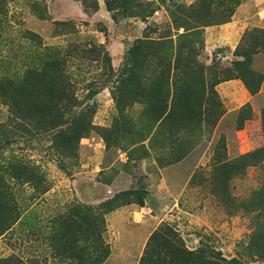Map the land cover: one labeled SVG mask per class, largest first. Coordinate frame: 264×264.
<instances>
[{"label": "rangeland", "instance_id": "1", "mask_svg": "<svg viewBox=\"0 0 264 264\" xmlns=\"http://www.w3.org/2000/svg\"><path fill=\"white\" fill-rule=\"evenodd\" d=\"M122 4L112 0L107 8L104 0H0V77L16 75L15 90L0 97V226L7 227L0 234V258L70 264L68 251L61 254L59 245L68 242L83 256L89 241L84 218L90 213L96 214L92 221L101 226L109 251L101 264H139L151 233L160 226L172 229L165 233L169 246L179 240L187 249L203 244L241 264H263L251 259L245 246L264 223V213L248 203L264 181V167L248 165L238 172L225 164L264 144V27L245 29L232 49L228 43L204 45L205 28L230 19L203 26L198 56L209 67L204 74L209 80L215 71L233 69L232 62L241 60L233 53L237 45L246 47L258 37V45L247 46L256 48L250 68L263 76L256 94L246 88L245 98L232 89L225 94L230 91L217 88L220 81L214 89L222 112L212 128L205 121L201 126L194 121L158 125L153 121L157 86H148L147 78L139 86L120 82L129 48L143 37L175 39L172 17L178 7L192 6L193 12L220 20L238 4ZM50 62L48 69L58 70L60 77L30 76L36 95H50L49 86L50 93L57 91L56 108L48 114L47 102L23 93L21 86L30 84L26 70L36 72ZM245 103L247 118L238 127V110ZM81 112L86 113L84 122L74 126ZM136 191L144 192L142 205L135 202ZM117 196L120 205L101 214L98 205Z\"/></svg>", "mask_w": 264, "mask_h": 264}, {"label": "trees", "instance_id": "2", "mask_svg": "<svg viewBox=\"0 0 264 264\" xmlns=\"http://www.w3.org/2000/svg\"><path fill=\"white\" fill-rule=\"evenodd\" d=\"M122 1L124 4L125 0ZM104 2L106 7L109 8L112 0H104ZM238 3L239 0H234V6ZM95 6H97V3ZM192 10V6L187 8L181 6L176 9L178 13L172 17L173 28L176 29L175 39L165 38L166 40L156 39L155 41L146 37L137 39L129 48L125 64L121 68L120 76L122 77L120 82L124 85L132 83L134 86H139L142 79L147 78L150 80L148 86H157L159 91L158 106L153 121L158 122V125L166 122L170 126H178L187 123V121H194L201 126L203 121H205L207 127L212 128L222 112L220 109L221 102L214 89L215 84L220 81L237 78L242 81L241 83L251 95L256 94L260 88L263 76L250 68L251 54L256 49L252 48L251 50L250 47L259 44L258 37H254L253 41L255 43L248 41L249 45L247 46H250L249 48L247 46V48H239V45L235 47L233 53L241 57V60L232 62L233 69L227 68L226 71L217 74L215 71L209 80H205L204 74L206 68L209 67H206L198 58L203 48L202 28L206 25L228 21L234 9L231 8L228 15L220 20L209 19L205 16L208 14L207 12L199 14ZM141 17H145V14ZM180 28H182V31L179 32ZM168 41H171L169 46L166 45ZM143 46H146L149 51H144ZM167 47L172 48L169 54L163 51ZM51 64L53 63L50 62L47 66L44 65L36 72L26 70L25 76L28 75L30 84L27 88L24 87L26 84L21 86L23 93L37 97L42 102L44 100L47 102V105H44V109L48 114L56 108L52 102L56 103L58 101V99L53 97L57 91L54 89L50 93L52 88L49 86L47 92L50 95L45 98L40 97L41 95H36L35 89L37 88L34 87L33 89L34 77L30 76L44 74L45 76L60 77L61 72L59 73L58 70L53 68L48 69ZM15 76L4 75V77H0V97H8L6 95L7 90H10V88L14 89L16 82L13 78ZM3 86L7 89L3 90ZM169 97L170 101L168 102ZM10 98L15 101L13 96H10ZM153 102L155 101H150V105H153ZM248 108V103L239 108L238 127H241L243 120L247 118L244 113L249 110ZM85 115V112H81L80 115L74 117V126L81 127L84 122L82 116L84 117ZM257 164L264 167V144L242 153L239 157H236L235 161H230L225 166L231 170L235 165L238 172H240V170L244 171L248 165ZM134 196L136 197L135 202L138 205H142L144 192L136 191ZM120 200L121 198L118 196L113 198V200H106L98 205V209L101 210V214L106 213L120 205ZM248 203L249 206L252 205L254 207L253 209H259V211L264 213V181L253 192V196ZM100 212L99 218L102 219ZM94 219H97L96 214L90 213L86 214L84 218L86 224L83 232L85 239L87 240V237H89V241L83 248V256H77V252H74L70 245L66 246L68 242H63L59 245L58 249L61 254L65 249L68 251L67 258L70 259V264H72L73 260L78 261L76 264H101L109 254L108 247L102 240V228L98 222L92 221ZM6 228L0 226V234ZM160 228L157 227L151 233L146 248L139 259V264H241L237 258L226 259L222 257L220 252H216L212 248H206L203 244L194 249H187L183 246L182 241L179 240L169 246L166 244L165 233L172 231V229L169 226H164L163 229ZM245 249L251 259L260 260L264 264V223L261 230H256V234L246 243ZM0 264H24V262L20 258L8 256L0 258Z\"/></svg>", "mask_w": 264, "mask_h": 264}, {"label": "crops", "instance_id": "3", "mask_svg": "<svg viewBox=\"0 0 264 264\" xmlns=\"http://www.w3.org/2000/svg\"><path fill=\"white\" fill-rule=\"evenodd\" d=\"M252 1L251 6L248 4ZM251 27H264V0H240V3L235 7L230 21L220 24L211 25L205 28V46L212 47L230 44L233 49L237 44L240 34ZM239 79H228L217 84V88L222 87L234 95H239L240 98L248 97V92ZM238 98V97H236Z\"/></svg>", "mask_w": 264, "mask_h": 264}]
</instances>
